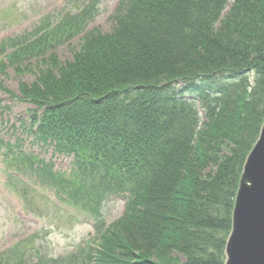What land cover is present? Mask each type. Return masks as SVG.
Listing matches in <instances>:
<instances>
[{"label": "trees", "instance_id": "16d2710c", "mask_svg": "<svg viewBox=\"0 0 264 264\" xmlns=\"http://www.w3.org/2000/svg\"><path fill=\"white\" fill-rule=\"evenodd\" d=\"M94 10H67L53 28L48 15L2 41L0 55L14 50L0 76L83 32ZM111 20L109 32L84 33L71 61L50 54L31 85L19 84L37 137L75 153L68 176L42 173L98 228L103 200L127 197L89 249L92 264H222L264 117V0H121Z\"/></svg>", "mask_w": 264, "mask_h": 264}, {"label": "rangeland", "instance_id": "374dc122", "mask_svg": "<svg viewBox=\"0 0 264 264\" xmlns=\"http://www.w3.org/2000/svg\"><path fill=\"white\" fill-rule=\"evenodd\" d=\"M55 3L56 0H0V38L5 34V36H14L31 31L40 19L48 14L49 8ZM116 5L117 0H98L97 15L89 28L97 26L102 32L109 31L112 23L107 16L114 11ZM58 10L60 9L56 8L54 11ZM73 40L71 46L63 44L55 50L61 62L71 60L73 49L80 44V36ZM23 64L28 67V70L18 74L13 67H9L6 76L3 77L4 86L15 94L18 93L20 81L29 84L35 80L39 67V63L33 59ZM1 97H4L2 92H0ZM1 104H10L11 108L3 115L6 121L2 122L4 127L0 130V135L5 136V141L9 140L13 143L16 137L22 138L23 145L28 147L29 137L25 133H20L17 123V118L20 117L16 116L24 114L26 118L27 108L32 106L13 99L3 100ZM34 150L37 151L39 148L34 147ZM49 152L51 149L46 151V157L49 156ZM56 156L58 157L54 162L55 167L68 169L69 157H63L62 154ZM6 175V167L0 161V245L19 238L28 229H34V234L37 235L33 244H35L37 253L30 255L28 248L22 249L25 255L22 258L24 261H35L33 256L39 255L43 259H54L55 263L52 264H89L85 254L87 244L94 242L95 233L89 220L79 212V209L75 206L54 203L50 199V195H53V188L37 183L31 174L20 175V179L33 187L36 194L33 191L23 193L21 191L23 186L16 181L11 185L4 184ZM24 196L30 201L26 202ZM21 205L25 209L26 219H21L17 214V209ZM102 212L105 224L112 223L122 212L121 198L104 200ZM29 252L33 251L30 249ZM68 259L71 260L67 261Z\"/></svg>", "mask_w": 264, "mask_h": 264}, {"label": "water", "instance_id": "95a60500", "mask_svg": "<svg viewBox=\"0 0 264 264\" xmlns=\"http://www.w3.org/2000/svg\"><path fill=\"white\" fill-rule=\"evenodd\" d=\"M223 264H264V119L239 177Z\"/></svg>", "mask_w": 264, "mask_h": 264}]
</instances>
